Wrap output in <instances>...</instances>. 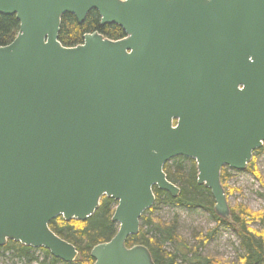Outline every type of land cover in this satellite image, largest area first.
Returning <instances> with one entry per match:
<instances>
[{
	"label": "water",
	"instance_id": "95a60500",
	"mask_svg": "<svg viewBox=\"0 0 264 264\" xmlns=\"http://www.w3.org/2000/svg\"><path fill=\"white\" fill-rule=\"evenodd\" d=\"M91 11L124 37L62 46V17ZM0 15L19 22L0 47V247L72 264L49 224L85 222L105 197L118 229L93 264H154L126 243L154 188L180 195L163 170L177 157L231 222L222 170L246 172L264 146V0H0Z\"/></svg>",
	"mask_w": 264,
	"mask_h": 264
},
{
	"label": "trees",
	"instance_id": "16d2710c",
	"mask_svg": "<svg viewBox=\"0 0 264 264\" xmlns=\"http://www.w3.org/2000/svg\"><path fill=\"white\" fill-rule=\"evenodd\" d=\"M19 32V22L15 16L0 15V47L10 45ZM98 33L105 39L119 40L124 37L122 29L115 25H100V17L96 11H91L83 23L78 24L71 15H64L61 21L59 42L62 46L72 48L83 43V36L86 34ZM255 154L264 155V146ZM167 179L180 189V195L171 197L164 191L153 189L156 200L173 207L199 208L210 215L216 225H226L231 228L239 240V247L242 254L235 263L222 260L202 257L198 254V248L208 243L213 229L207 236L199 234L195 237L198 245L189 247L182 237L178 235L173 224L164 223L153 218L151 213L153 207L147 210L140 220L139 234L130 237L126 243L127 247L143 245L151 253L154 264H178L179 261L190 262L191 264H264V227L254 229L253 224L264 223V205L260 211H252L243 205H235L231 208V222L217 217L214 213V200L209 190L197 184L196 165L193 160L177 157L164 166ZM249 172L258 181L264 191V180L259 173L255 156L248 165ZM226 168L222 170L221 182L227 196L235 190L226 183ZM264 200V192L261 195ZM116 203L107 198H102L99 209L85 222H65L58 217L50 222V230L61 239L71 243L78 251L79 264H93L90 257L92 248L100 243L108 242L115 234V225L112 221L113 207ZM148 214V216H146ZM149 226L150 231H144L143 226ZM152 234V235H151ZM167 244H175L176 251L170 253L165 250ZM36 249L25 247L19 243L8 241L5 246L0 247V258L4 253L25 264H32L37 259L32 253ZM45 259H50L49 264H61L62 262L53 258L45 249H38ZM44 264V263H42Z\"/></svg>",
	"mask_w": 264,
	"mask_h": 264
},
{
	"label": "rangeland",
	"instance_id": "374dc122",
	"mask_svg": "<svg viewBox=\"0 0 264 264\" xmlns=\"http://www.w3.org/2000/svg\"><path fill=\"white\" fill-rule=\"evenodd\" d=\"M256 166L264 180V155L255 154ZM226 183L235 191L227 196L228 205L231 208L235 205H243L252 211H260L264 205L261 198L263 189L258 181L249 172H237L226 168ZM115 209V207H113ZM148 216V214L146 215ZM153 218H157L164 223L173 224L176 232L189 247L197 246L196 236L202 234L207 236L213 229L208 243L198 248V254L202 257H210L229 263H235L242 254L239 247V240L233 230L226 225H216L210 215L199 208L173 207L163 204L162 201L157 202L153 206L151 213ZM144 231H150L149 226L142 225ZM115 232L118 225H115ZM254 229H262L264 223L253 224ZM152 235V234H151ZM165 250L170 253L176 251L175 244H167ZM35 261L32 264H49L50 259H45L42 252L36 250L32 253ZM0 264H25V262L14 259L11 254L4 253L0 258ZM64 264V263H61ZM72 264H79L74 262ZM178 264H191L190 262L179 261Z\"/></svg>",
	"mask_w": 264,
	"mask_h": 264
}]
</instances>
